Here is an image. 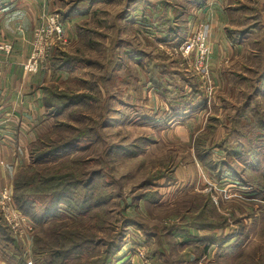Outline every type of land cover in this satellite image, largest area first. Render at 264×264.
<instances>
[{"label":"rangeland","instance_id":"obj_1","mask_svg":"<svg viewBox=\"0 0 264 264\" xmlns=\"http://www.w3.org/2000/svg\"><path fill=\"white\" fill-rule=\"evenodd\" d=\"M10 1L0 7L8 3L13 7L20 5L16 0L14 4ZM147 1L146 8L152 11L161 2L184 10L182 21L188 22L180 24H185L187 30L179 46L177 40H165V26L146 28L142 24L143 17L150 16L143 8L138 9L137 0H45L46 5L44 1L37 5L34 0H24L39 10L45 5V14L71 9L77 2L88 10L87 15L62 23L67 43L50 53L37 76H29L42 80L43 87L95 99L63 114L44 109V114H35L33 121L28 120L36 123L35 127L15 131L12 138L20 144L12 142L2 151L0 166H7L8 162L17 166L7 183L1 178L0 186L10 187L14 194L19 173L27 171L31 176L34 171L67 168L81 160L82 174L105 168L99 181L108 194L106 206L111 213V226L102 237L120 241V252L113 264H264V146L251 138L246 118H239L245 110V117L264 112V83L256 93V82L264 75V0H203L200 9L185 0ZM179 12L176 10V15ZM9 25L8 16L3 21L0 42H8L14 48L4 33ZM201 25L208 26V34L212 32L206 41L209 54L203 69L196 64L197 48L190 55L183 49L196 40ZM246 29L249 32L239 39L238 34ZM31 42L34 44L33 35ZM137 52L144 53L152 66L163 67L166 82L187 85V81L198 88L201 95L192 105L194 111L174 118L170 107L171 116H167V97L186 95L190 88L183 91L176 87L167 96L157 92L147 74L148 59L138 57L136 61ZM66 54L82 62L74 63L73 69L54 70L56 58ZM66 125L94 129V134L67 154L34 163L38 140L45 138V145L52 149L77 135ZM19 135L25 140H20ZM203 135L207 147H214L218 155L225 143L228 149L243 147L245 154L260 147V167L254 166L252 173L261 177L262 189L240 187L230 176L216 181L196 154V142ZM34 138L36 141L30 142ZM112 147L116 149L109 156ZM127 150L135 156L128 157ZM218 155L225 158L224 154ZM31 167L33 171L29 170ZM243 177L246 185L251 183V176ZM47 203V199L39 201L38 213ZM1 216L7 222L0 211ZM75 217L64 213L59 223L72 226L70 220ZM208 220L215 230L194 224L202 225ZM90 226L86 223L83 228ZM10 227L20 250L0 242V264H17L21 256L27 264H35L32 246L40 228H23L22 232ZM43 228L47 234L52 231L50 225ZM215 235L220 240L218 245L226 244L224 248L212 247L207 255L204 243L191 238ZM94 248L97 258L83 248L81 262L72 260L69 264H95L111 251L103 244Z\"/></svg>","mask_w":264,"mask_h":264},{"label":"trees","instance_id":"obj_2","mask_svg":"<svg viewBox=\"0 0 264 264\" xmlns=\"http://www.w3.org/2000/svg\"><path fill=\"white\" fill-rule=\"evenodd\" d=\"M185 1L196 9H200L204 6L203 0ZM6 2H8V0H0L1 5ZM147 3V0H137L138 9L143 8L144 13H147L150 16L149 18L144 16L141 21L142 24H144L146 28L153 25L165 26V40L172 42L177 40V46H179L182 40L185 39L184 34H186L187 30L185 24L188 22V19L182 21L184 18V10L182 8L180 10V6L174 5L173 3L161 2L156 3L157 10L152 11L151 9L146 8ZM80 4L81 2H77L75 6L71 7V9H61L57 13L61 25L68 19L87 15L88 10L84 9ZM176 10L180 11L179 15H176ZM187 16L189 17V14ZM180 22H184V26H182ZM62 27L64 26L62 25ZM248 32L249 29L240 32L238 34L239 39ZM235 41L236 39H233V42ZM138 57L148 59V57L142 52L136 53V61H138ZM81 62L80 59L66 54L63 58L57 57L52 65L55 68L54 70L63 71L66 68L73 69L74 63ZM146 65L149 80L154 84V87L156 86L157 92L160 94L167 96V94L175 92L176 87H180L183 91H185L186 88H190V93H187L186 95L173 96L171 98L167 97L169 108L167 116H171L170 107L174 112V115L172 116L174 118L184 117L189 112H192V110L194 111V109H192L194 106L193 103L198 100V96H200L201 93L193 83L187 81V85H174L171 82L168 83L165 81V71L161 65L152 66V61L149 59ZM263 83L264 75H262L261 79L256 82V93L260 90V86H263ZM56 89L55 87L50 89L48 87H43V106L46 110H55V113L57 114H63V112L65 113L75 105L84 104L85 101L89 102L95 99V97H87L82 94L75 96L66 95L63 91L61 92V90ZM189 96H192V100H189ZM202 106L203 105H200V108H202ZM246 109H248V105L246 106ZM245 112L244 115L239 117L240 120L246 118L245 121L249 128L248 131L251 132V138L254 137V142L257 144L260 143V146L263 147L264 112H259L258 115L254 112V115L250 114L251 116L246 114V117ZM66 128L78 132L77 135L69 139L66 143H62L52 149H48L49 145H45V138H42L43 140H38L35 143L36 146L34 145L35 150H39L36 158L34 159L33 157L34 163L38 164L50 161L52 157H55L60 153L67 154V152H71L75 146L82 144L94 134V129H73L71 125H66ZM247 134H249V132H247ZM204 137L205 135L199 137L200 139L196 142V154L198 160L205 165L204 167L206 170L212 174L216 181L221 182L226 179V176H230L235 178L240 187L248 188L255 186L257 189L259 187L262 189L263 186L260 183L261 177L252 173L254 166L257 168L260 167L259 160L263 155L260 147H254L248 152V154H245L243 147L228 149L225 143L223 147L220 148L222 152L218 155L214 152V147H207L206 139ZM38 142L42 143L37 145ZM115 149L116 148L112 147L108 155L111 156ZM126 152H129L127 154L128 157L135 156L134 154L132 155V151L127 150ZM222 154L225 155L224 159L216 157V155L220 156ZM82 163L81 160H76L74 166L71 167L44 169L41 172L34 171L31 176L26 174V171L22 174L19 173L15 177L13 194L14 205L21 215L30 220L35 230L40 228V231L38 230L40 233L38 232L34 237L32 246V256L35 264H69L72 260L81 262V257L83 255L80 253V250L83 248L89 255H93V258H95V255L98 252L94 247H98L101 244L111 251L107 252L106 255L99 257V261H96L95 264H113L116 256L120 252V241H107L105 239L106 237H102L106 235L105 233L110 232L111 226V213L106 206V202L109 200L107 197L108 194H106L105 188L102 186L101 181H99L105 168L102 167V169L98 171L82 174ZM33 169V167L29 168V170L32 171ZM243 176L247 178L248 176H251V183L246 185ZM262 190L264 191V188ZM44 199H47L48 203L43 212L38 213L39 201H43ZM64 213L77 216L70 220L74 225H60V221H63L64 219ZM86 223H90V228H83ZM194 224L197 228H211L215 230V225H211L209 220L203 222L202 225ZM46 225H50L52 229L48 234L43 228ZM51 238H53L52 241H50ZM191 238H199L198 242L204 243L206 246L204 254L206 255L212 251V247L219 246L224 248L226 244V242H224L218 245L220 240H218L219 238H217L216 235L212 238L200 236H193ZM0 242L10 244L15 250H20V243L18 242L15 232L11 229L10 225L5 222L2 216L0 217ZM19 259L20 261L17 264H27L22 256ZM88 264L90 263L88 262Z\"/></svg>","mask_w":264,"mask_h":264},{"label":"crops","instance_id":"obj_3","mask_svg":"<svg viewBox=\"0 0 264 264\" xmlns=\"http://www.w3.org/2000/svg\"><path fill=\"white\" fill-rule=\"evenodd\" d=\"M14 1L10 2L14 4ZM16 1L20 2L18 7H13L10 3L8 6L0 7V32L4 19L9 16L10 25L4 29V33L14 43L13 55L10 58L0 57V156L3 154L2 151L12 145V142L16 143L17 139L15 138L14 141L12 138L16 134L15 131L32 129L36 126V123L32 122V116L45 112L43 94H41L43 81L34 79L33 76L38 74L33 76L24 74L23 64L31 54L32 35L40 24L42 15L47 11L46 3L45 0H34L37 5L44 1L45 5L39 10L33 7V4L24 3V0ZM9 6L12 8L10 9ZM209 35H212V32ZM40 97L39 102L37 100ZM19 138L25 140L22 135H19ZM35 141V138L30 139V142ZM17 142L20 144V141ZM8 163L7 166H0V182L1 178H4L3 182L7 183V178L12 177L15 172L17 165H14V162ZM6 188L10 189L8 186H0L2 190Z\"/></svg>","mask_w":264,"mask_h":264},{"label":"built area","instance_id":"obj_4","mask_svg":"<svg viewBox=\"0 0 264 264\" xmlns=\"http://www.w3.org/2000/svg\"><path fill=\"white\" fill-rule=\"evenodd\" d=\"M33 36L32 53L23 64V71L27 75L38 74L50 53L60 44L67 43L65 31L57 13L42 15L40 24L34 29ZM208 37V26L201 25L196 40L189 46L183 47L187 55L194 53V48H197V52L195 51L196 64H198L199 69L206 66L207 55L209 54V48L206 45ZM13 53L14 48L10 43L0 42V57L10 58ZM0 211L7 223L16 228L17 231L24 232L23 228L28 229L26 231L34 230L30 220L17 211L13 201V192L9 188L0 191Z\"/></svg>","mask_w":264,"mask_h":264}]
</instances>
